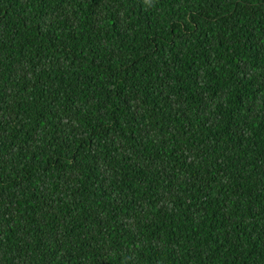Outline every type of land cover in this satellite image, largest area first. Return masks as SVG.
<instances>
[{
    "label": "trees",
    "instance_id": "1",
    "mask_svg": "<svg viewBox=\"0 0 264 264\" xmlns=\"http://www.w3.org/2000/svg\"><path fill=\"white\" fill-rule=\"evenodd\" d=\"M0 264H264V0H0Z\"/></svg>",
    "mask_w": 264,
    "mask_h": 264
}]
</instances>
